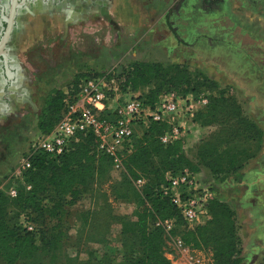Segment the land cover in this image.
I'll return each mask as SVG.
<instances>
[{
	"label": "rangeland",
	"instance_id": "1",
	"mask_svg": "<svg viewBox=\"0 0 264 264\" xmlns=\"http://www.w3.org/2000/svg\"><path fill=\"white\" fill-rule=\"evenodd\" d=\"M187 1L178 5V13L171 10L170 19L166 15L140 25H133L120 10L111 8L108 18L91 15L89 20L75 24L68 17L69 9H60L66 0H49L22 15L35 22L28 32H21L18 25L8 41L7 52L15 67L9 79L2 72L0 60V191L7 194L17 185L18 168L43 136L38 123L45 100L54 90L64 93L66 104L85 79L104 77L108 104L113 109L130 97L146 96L147 85L136 92L123 93L120 89L124 73L134 64H159L166 77L174 75L179 66L196 80L193 86L205 83L202 76L206 83L194 91L166 83L157 103L172 98L177 102L178 111L167 114L171 123L165 121L169 126L165 133L178 128L179 135L173 142L182 143L191 162L185 169L197 168L203 179L212 183V209L216 215L214 221L201 224L204 240L197 247L185 245L179 235L165 230L163 255L172 264H230L225 254L220 255L231 240L227 237L228 219L238 238L240 264H264V169L262 177L254 172L260 171L255 162L264 152V20L261 24L241 25L232 20L226 8L218 9V4L204 9L201 0L191 5ZM235 14L250 16L242 11ZM219 90H228L227 96L236 101L239 112L228 108L219 113L214 107V116H204L211 98H221ZM204 97L208 102L200 106ZM141 128V124L135 127L137 137ZM234 154H243L237 170H232L230 163ZM219 166L222 171H213ZM251 168L252 175L247 176ZM125 175L124 170H116L104 160L95 182L74 206L66 203L60 191L49 188L40 194V205L34 204L27 211L11 202L6 219L20 229L32 224L28 217L34 219L52 242L54 235L63 232L42 260L46 264H65L66 259L76 258L81 262L88 258L89 251L99 250L109 264H128L121 253L118 223L107 226L106 219H102L100 231L107 236L100 242L92 241L95 237L91 233L98 229H83L79 221L88 211L99 209L102 218L110 214L132 218L137 202L129 196L133 192L125 191ZM132 184L141 192L136 180L132 179ZM127 193L130 199L121 197ZM171 222L176 225V218Z\"/></svg>",
	"mask_w": 264,
	"mask_h": 264
},
{
	"label": "trees",
	"instance_id": "2",
	"mask_svg": "<svg viewBox=\"0 0 264 264\" xmlns=\"http://www.w3.org/2000/svg\"><path fill=\"white\" fill-rule=\"evenodd\" d=\"M221 1L210 0L206 3L205 0H201L203 8L215 6ZM170 18L171 14L169 15ZM175 70L174 75L166 77L159 64L136 63L124 73L122 88L120 89L123 93L136 92L141 86L147 85L149 88L146 96L141 95V97L145 104L155 106L166 83L177 89L186 87L187 90L194 91L197 86H202L207 81L202 76L205 83L198 84L197 82L193 86V82L196 80L191 78L188 71L181 70L179 66ZM153 81L156 82L152 85ZM79 90L80 85H77L74 96ZM227 94L228 90H219L221 98H211L210 109L203 115L214 116V107L219 108V113L228 108H235L239 112L236 101ZM65 105L62 91L54 90L47 96L38 123V128L43 135L50 134L54 130L62 117ZM240 121L243 120L240 118ZM141 127V135L137 137L134 134L132 144L130 143L132 147H127L123 159V170L126 174V181L123 185L125 191L133 193L130 195L129 193L123 194L121 197L127 198L129 195L137 202L132 218L114 214L102 218L99 209L93 212L88 211L79 221L83 229H98L99 232L92 231L90 233L95 237L92 241L100 242L107 236L106 232L100 231L101 228L103 229L102 219H106L107 226H110L111 223H118L120 225L121 253L128 264H172L163 255L165 229L161 225H156L158 221L176 218L177 223L170 231L177 236L179 235L185 245L197 247L204 240L203 225L188 229L179 210L171 203L169 197L164 196L160 190V186L166 183V173L177 174L188 170L185 168L191 166V162L183 151L180 141L168 144L162 142L161 137L169 129L168 124L151 121L147 126L141 125ZM236 130L239 133L240 127H237ZM242 159L243 154L240 156L234 154L230 160L232 170L241 167ZM104 160L113 166L112 159L98 151L97 137L91 131L79 133L70 149L62 155L55 157L43 151L31 155L29 157L30 167L23 172L21 179H17L18 183L15 186L18 190L17 197L11 198L8 193L0 191V264H46L42 260L54 249L63 233L59 231L57 236L54 235L55 240L52 242L43 227L28 216L29 221L35 224L34 230L29 231L27 228L20 229L10 225L5 215L8 205L11 202H16L22 211H27L34 204L40 205V194L52 188L65 195L66 203L74 206L82 194L88 192L90 185L95 182L99 165ZM155 165L157 168L153 169L152 167ZM191 170V172L199 173L195 167H192ZM222 170L223 167L221 166L213 169L215 172ZM139 178L146 180L141 192L136 191L132 184V179L134 181ZM27 186H30V189ZM104 203L108 204L107 199ZM209 210L211 218L207 222L216 215L212 209V202ZM227 222V237L231 240L223 246L220 255L225 254L230 264L231 262L232 264H240L241 257L236 248L238 238L228 219ZM103 253L102 251H89L86 260L80 262L78 258L66 259L65 264H109V262H105ZM48 264L52 263L49 262Z\"/></svg>",
	"mask_w": 264,
	"mask_h": 264
},
{
	"label": "built area",
	"instance_id": "3",
	"mask_svg": "<svg viewBox=\"0 0 264 264\" xmlns=\"http://www.w3.org/2000/svg\"><path fill=\"white\" fill-rule=\"evenodd\" d=\"M108 91L104 77L85 79L79 92L66 102L62 117L54 130L41 137L31 155L38 151L55 157L62 155L70 149L79 133L91 131L97 137L98 151L112 159L116 170H123L126 148L133 140L135 127L138 124L148 125L151 121L169 122L167 114L178 111L174 98L149 106L141 95L130 97L111 109L108 104ZM207 102V98H201L199 105L204 106ZM191 108L192 104L188 110L191 111ZM178 135V128L173 127L161 140L168 144L177 139ZM30 165L28 157L17 170L18 179L22 178L23 172ZM165 177L166 183L160 186V190L179 210L188 228L194 229L211 218L209 206L214 199V187L210 181L203 179L200 173L189 170L177 174L168 172ZM145 182V178H139L136 185L142 187ZM27 188L30 189V186ZM8 195L16 198L17 188L10 187ZM156 225L163 226L166 231L173 227L171 220L158 221ZM27 229L32 231L34 226L30 224Z\"/></svg>",
	"mask_w": 264,
	"mask_h": 264
},
{
	"label": "crops",
	"instance_id": "4",
	"mask_svg": "<svg viewBox=\"0 0 264 264\" xmlns=\"http://www.w3.org/2000/svg\"><path fill=\"white\" fill-rule=\"evenodd\" d=\"M109 5V0H66V3L60 8L65 6L69 9L68 17L72 22L78 24L79 22L89 20L91 15H97L103 18H108L109 9L120 10L123 13V18L131 21L133 25L145 24L148 19H155L156 17L163 18L170 12L173 6L184 0H112ZM197 0H189L186 4L191 5ZM197 4V3H196ZM218 9L227 10L232 20L241 25H251V23L261 24V20H264V0H222L218 4ZM23 10V11H21ZM33 6L27 4L25 8L23 7L18 11L19 18L16 19L17 25L23 31H29V26L32 25L34 21H27L22 15L31 13ZM77 11V13H76ZM235 11H242L245 15L250 14L247 18H243L235 14ZM77 14H80L77 16ZM21 16V17H20ZM115 17V15L113 16ZM125 20V19H124ZM28 26V27H27ZM16 27H14L13 32H15ZM13 35V33H12ZM260 35V34H259ZM260 38V37H256ZM25 40V37L21 39ZM258 162V163H257ZM264 152L258 157L256 165L259 164L260 171L254 170L255 175L262 177L261 169H264ZM254 167V164H252ZM257 167V166H255ZM252 168L248 171L247 176L252 175ZM100 251V250H99Z\"/></svg>",
	"mask_w": 264,
	"mask_h": 264
},
{
	"label": "flooded vegetation",
	"instance_id": "5",
	"mask_svg": "<svg viewBox=\"0 0 264 264\" xmlns=\"http://www.w3.org/2000/svg\"><path fill=\"white\" fill-rule=\"evenodd\" d=\"M48 1L49 0H16V3L19 4V6H17L15 8L16 12H15L14 20H13L12 30H11L7 40L9 41L11 39L14 27L18 26L16 23V19L19 17L18 11L20 9H22L23 7L25 8V6L27 4H29L30 6H33V10L39 9L41 7L40 6L41 3L42 4L44 2L47 3ZM14 3H15L14 0H0V42L5 37L7 30L9 28V20L11 18V11H12ZM180 3L181 2H178V3H176V5L173 6L172 9H174V12H176L178 10V7H179L178 5ZM43 5H45V4H43ZM50 7L51 6H49V5L46 6V8H50ZM52 7H54V6H52ZM171 10L167 14L168 16L171 14ZM8 41H7V44H8ZM7 44L4 47L5 54L4 53L0 54V60L2 61V63H1L2 72L9 79L11 77L10 76L11 69H14L15 67L12 65V63H13L12 57H10V55L7 52Z\"/></svg>",
	"mask_w": 264,
	"mask_h": 264
},
{
	"label": "water",
	"instance_id": "6",
	"mask_svg": "<svg viewBox=\"0 0 264 264\" xmlns=\"http://www.w3.org/2000/svg\"><path fill=\"white\" fill-rule=\"evenodd\" d=\"M14 2H15V3H14V5H13L12 11H11V18H10V20H9V28H8V30H7V33H6L5 37H4V38L1 40V42H0V54H2V53L5 54V52H4V47H5L6 44H7L8 36H9L11 30H12L13 20H14L15 12H16V11H15V8H16L17 6H19V4L16 3V0H14Z\"/></svg>",
	"mask_w": 264,
	"mask_h": 264
}]
</instances>
